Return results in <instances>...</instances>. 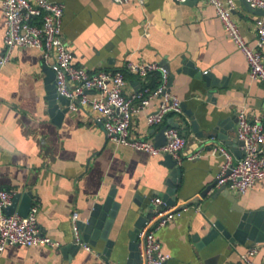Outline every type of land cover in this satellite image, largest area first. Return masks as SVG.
Wrapping results in <instances>:
<instances>
[{
    "label": "crops",
    "instance_id": "obj_1",
    "mask_svg": "<svg viewBox=\"0 0 264 264\" xmlns=\"http://www.w3.org/2000/svg\"><path fill=\"white\" fill-rule=\"evenodd\" d=\"M58 1L65 5L62 35L74 64L90 72L123 69L127 60L168 66L169 87L182 112L150 125L146 115L158 102L152 99L132 117L130 134L161 142L162 128L175 125L185 143L180 161L116 143L95 110L68 109L67 99L56 93L51 60L46 63L40 49L14 47L0 70V186L31 193L41 231L59 246L7 245L0 264H138L136 233L154 195L178 206L189 203L156 230L170 254L165 264H237L247 247L264 243V231L252 222L256 211L264 213V178L244 192L229 189L233 202L221 193L211 198L216 184L206 196L200 192L216 180L224 160L210 152V137L236 160L242 154L237 109L261 114L264 125V82L249 76L246 58L214 6L206 0ZM232 14L254 46V21L264 14L244 0H235ZM4 30L0 0V49ZM124 77L125 94L156 84L155 76L125 71ZM73 211L79 226L103 211L112 213L110 222L101 221L107 230L91 250L74 241ZM253 260L264 263V247Z\"/></svg>",
    "mask_w": 264,
    "mask_h": 264
},
{
    "label": "built area",
    "instance_id": "obj_2",
    "mask_svg": "<svg viewBox=\"0 0 264 264\" xmlns=\"http://www.w3.org/2000/svg\"><path fill=\"white\" fill-rule=\"evenodd\" d=\"M127 3L132 0H114ZM143 4L144 0H135ZM184 1V0H176ZM215 8L224 30L237 48L244 54L251 78L264 82V16L255 19L256 42L250 46L244 38L237 21L233 17L235 0H206ZM252 8L264 10V0H245ZM64 3L58 0H1L4 15L3 46L0 49V70L10 59L12 49L18 47H36L40 49L43 60H51L54 72L56 93L67 99V107L75 111L79 107L89 106L98 113L106 136L118 144L144 150L151 155L169 154L180 161L185 137L175 125H166L163 130L164 143L156 144L145 137H133L130 134V122L139 109L152 99H157L154 111L146 115L150 125L158 124L167 113H181V99L170 90L169 68L161 61L127 60L123 69H100L88 71L72 61V51L62 35ZM128 71L144 79L156 77L154 86L142 85L129 94L124 93V72ZM236 138L242 154L236 160L232 153L214 136L210 152H219L224 160L216 173V185L244 192L264 178V125L263 116H249L244 108L236 111ZM198 152L189 154L194 157ZM14 191L0 186V257L7 245L34 246L48 244L59 246V241L43 233L39 227L38 203L30 205L25 215L7 213L5 208L11 203ZM180 207L162 196L150 198V213L136 233L138 264H165L170 254L163 248L156 230L179 215ZM71 223L75 243L86 250L91 245L80 241V228L76 211L71 213ZM262 245H251L239 254L237 264H257L254 254ZM264 264V263H263Z\"/></svg>",
    "mask_w": 264,
    "mask_h": 264
},
{
    "label": "water",
    "instance_id": "obj_3",
    "mask_svg": "<svg viewBox=\"0 0 264 264\" xmlns=\"http://www.w3.org/2000/svg\"><path fill=\"white\" fill-rule=\"evenodd\" d=\"M184 1L190 2L191 0H184ZM192 1H196V0H192ZM245 3L248 4L246 1ZM255 10L257 12L264 14L263 9L255 8ZM165 127L166 126L162 128V131L164 130ZM164 141H165V138L163 141L161 142L155 141V143L162 144L164 143ZM239 143L241 144L242 141H239ZM215 184H216V180L213 183L206 185V187L200 192V196H206L207 192L210 189H212L215 186ZM219 193L225 195L226 198L229 199L231 202L234 201V195L229 191V188H227L225 185L218 186L215 189V191H213V193L211 194V198L215 197ZM188 204L189 203H182L180 207L187 206ZM30 205H31V193L29 191H23V192L17 191L13 194L11 203L7 205V207L5 208V211L7 213L16 212L21 215H25L28 212ZM111 219H112L111 211H107V212L103 211L101 214L98 213L95 215V217L92 216L91 218H89L87 222L79 226L80 237H81L80 241L87 242L92 245L95 244V240L97 239V237L98 236L104 237V234L107 230V226L105 227L104 224L101 223V221L104 220L108 223L111 221ZM252 222L255 227L261 228L264 231V213L262 211H256L254 213ZM246 229L247 228H245V230ZM105 251L107 250L105 249Z\"/></svg>",
    "mask_w": 264,
    "mask_h": 264
}]
</instances>
